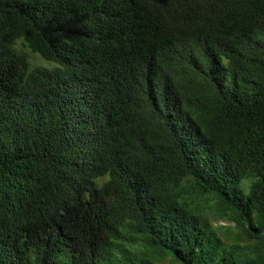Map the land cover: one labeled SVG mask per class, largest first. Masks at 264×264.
Returning a JSON list of instances; mask_svg holds the SVG:
<instances>
[{
    "label": "trees",
    "instance_id": "1",
    "mask_svg": "<svg viewBox=\"0 0 264 264\" xmlns=\"http://www.w3.org/2000/svg\"><path fill=\"white\" fill-rule=\"evenodd\" d=\"M170 259L264 264V0H0V264Z\"/></svg>",
    "mask_w": 264,
    "mask_h": 264
},
{
    "label": "rangeland",
    "instance_id": "2",
    "mask_svg": "<svg viewBox=\"0 0 264 264\" xmlns=\"http://www.w3.org/2000/svg\"><path fill=\"white\" fill-rule=\"evenodd\" d=\"M17 46H18L19 49H21L22 51H24L25 53H27L29 55V57H30V59H31V61H32L34 66L49 67V68L53 67L52 63L45 61L38 54L33 53L29 48L25 47L21 41L18 42ZM247 185H248V183L246 182L244 184V187L247 188ZM214 225L215 226H219V225H222V226H234L233 223L221 222V221L215 222ZM233 229H234V232L237 231L235 229V227H233ZM163 264H175V263L170 259V260L164 262Z\"/></svg>",
    "mask_w": 264,
    "mask_h": 264
}]
</instances>
